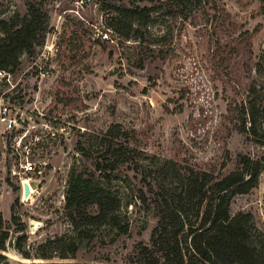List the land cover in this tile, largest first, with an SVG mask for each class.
Returning a JSON list of instances; mask_svg holds the SVG:
<instances>
[{
	"label": "rangeland",
	"instance_id": "1",
	"mask_svg": "<svg viewBox=\"0 0 264 264\" xmlns=\"http://www.w3.org/2000/svg\"><path fill=\"white\" fill-rule=\"evenodd\" d=\"M104 1L0 0V20L18 23L33 5L48 25L44 40H36L8 68L10 82L0 75V101L13 113L19 108L13 130L0 122V214L6 224L17 216L24 227L17 232L11 225L0 264H135L137 244H149L156 223L153 210L146 212L139 202L138 189L146 201H154L155 175L147 167L134 172L121 166L109 185L129 201L127 234L112 239V232L96 230L79 240L74 256H33L49 253L48 240L60 245L74 237L64 215L69 174L93 171L95 143L114 123L148 157L145 165L173 160L224 175L238 166L239 155L261 159L256 185L233 198L230 212L250 213L251 223L264 234V119L256 111L259 135L233 128L226 115L235 97L222 84L217 66L219 57H231L230 65L238 61L234 71L251 99L264 100V13L259 10L264 0H192L185 6L176 0H111L151 8L143 19L111 11ZM212 4L228 12L227 19ZM127 23L133 31L125 38L117 29L126 30ZM244 31L250 34L251 53L243 48L239 34ZM216 43L221 46L217 57ZM227 43L236 50L231 56L224 53ZM204 97L205 124L195 135L189 124L198 119ZM226 127L230 133L224 139ZM25 128L26 139L37 146L12 152L13 135ZM35 134L38 140H30ZM26 180L36 185L24 197ZM18 235H24L31 258L14 247Z\"/></svg>",
	"mask_w": 264,
	"mask_h": 264
},
{
	"label": "trees",
	"instance_id": "2",
	"mask_svg": "<svg viewBox=\"0 0 264 264\" xmlns=\"http://www.w3.org/2000/svg\"><path fill=\"white\" fill-rule=\"evenodd\" d=\"M191 1L176 0V3L185 6ZM204 1L210 3V0ZM104 4L111 11L142 19L152 10L146 6L128 8L111 0L104 1ZM210 8L215 13L222 12L224 19L229 16L228 12L219 9L216 4ZM259 10L264 13V5ZM47 28L45 15L33 5H30L18 23L8 24L0 20V70L10 71L8 68L17 64L22 52L32 47L36 40H44ZM131 31V23H127L126 30L117 29L125 38L130 37ZM239 35L244 43L243 48L251 53L250 34L244 31ZM215 46L213 53L217 57L221 46L217 43ZM225 46L226 55L231 56L236 51L230 43ZM230 60L231 57H219L217 61L220 80L235 97L234 103L227 108L226 118L237 131L259 135L256 111L264 119V100L256 104L251 99V92L244 79H241L240 72L234 71L239 62L230 65ZM245 67L248 72L252 70L248 63H245ZM218 68L214 67V73ZM240 85L245 87L242 91L239 90ZM200 100L199 117L189 124L195 135H200L204 128L206 115L201 117V114L203 105L208 104L207 97ZM229 133L226 127L224 139ZM94 148L93 171L87 173L73 169L67 181L64 215L74 237L60 245L48 240L45 245L49 253L36 251L33 256L49 259L53 252L60 258L74 256L79 240L94 236L96 230L112 232V239L127 234L130 225L127 211L129 201H124L118 191L109 187L116 178L117 169L125 166L134 172L147 167L155 175V180L150 183L155 189L154 201H146L145 193L138 189L142 200L139 202L146 212L153 210L156 223L151 230L149 244H137L135 264H264V234L258 232L251 223V214L230 212L233 198L256 185L263 168L261 159L239 155L238 166L224 175H216L212 169H196L173 160L158 164L149 160L145 165L148 157L142 155V150L137 151L136 145L118 123L111 124L102 133ZM11 225L17 232L24 230L17 216L12 215L10 224H6L0 214V250H5ZM24 239V235H18L14 247L24 258H31V252L23 247ZM0 258L5 256L0 254Z\"/></svg>",
	"mask_w": 264,
	"mask_h": 264
},
{
	"label": "built area",
	"instance_id": "3",
	"mask_svg": "<svg viewBox=\"0 0 264 264\" xmlns=\"http://www.w3.org/2000/svg\"><path fill=\"white\" fill-rule=\"evenodd\" d=\"M0 75L5 78L7 80V82L9 81V77H10V73L9 71H5V70H0ZM19 108L16 109V111L13 113V109L10 107V105L6 102L3 101V99H1L0 101V122L4 125L5 130L6 131H11L15 128V126L18 124V114ZM29 130L28 128L25 129H20L18 130L12 137L11 142H10V146H11V150L12 152L14 151H24V152H29L33 150L34 147H36V143L32 144L30 143V141H28L26 139L27 134H28ZM39 136L37 134H35L32 137H30V140H38ZM23 168H27L26 165H24ZM26 182L28 183L29 181L26 180ZM23 184L24 182H22V191H23Z\"/></svg>",
	"mask_w": 264,
	"mask_h": 264
},
{
	"label": "water",
	"instance_id": "4",
	"mask_svg": "<svg viewBox=\"0 0 264 264\" xmlns=\"http://www.w3.org/2000/svg\"><path fill=\"white\" fill-rule=\"evenodd\" d=\"M31 185L34 187L36 185L35 181H29L28 183L25 182L23 184V196L27 197L30 194V187Z\"/></svg>",
	"mask_w": 264,
	"mask_h": 264
}]
</instances>
